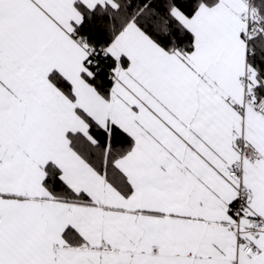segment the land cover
<instances>
[{
    "label": "snow or ice",
    "instance_id": "6c2138e0",
    "mask_svg": "<svg viewBox=\"0 0 264 264\" xmlns=\"http://www.w3.org/2000/svg\"><path fill=\"white\" fill-rule=\"evenodd\" d=\"M0 264H264V0H0Z\"/></svg>",
    "mask_w": 264,
    "mask_h": 264
}]
</instances>
